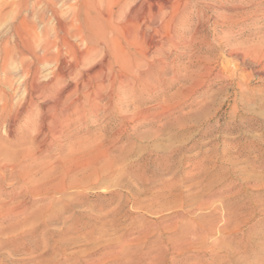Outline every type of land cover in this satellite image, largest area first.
Masks as SVG:
<instances>
[{
  "label": "rangeland",
  "instance_id": "rangeland-1",
  "mask_svg": "<svg viewBox=\"0 0 264 264\" xmlns=\"http://www.w3.org/2000/svg\"><path fill=\"white\" fill-rule=\"evenodd\" d=\"M37 1L0 0V139L11 143L0 159L7 167L0 171V264H264V0H244L247 16L230 28L212 13L238 0H174L173 42L197 38L142 61L159 58L157 70L168 69L163 78H176L167 89L159 75L155 98L132 88L133 79L111 100L94 85L98 79L84 84L87 73L113 67L115 54L104 59L103 50L59 79L50 73L69 58L47 47L49 60L37 67L42 110L35 103L26 114L25 65L1 55L11 41L6 29L25 16L37 33L50 27L46 38L54 42L51 13L67 18L73 4L60 0L56 9L52 0ZM227 37L259 54L237 68L238 60L225 58L237 73L215 79L221 50L208 51L202 41ZM204 67L209 73L201 78ZM89 90L100 94L83 97ZM163 103L171 107L164 117L122 118Z\"/></svg>",
  "mask_w": 264,
  "mask_h": 264
},
{
  "label": "bare ground",
  "instance_id": "bare-ground-1",
  "mask_svg": "<svg viewBox=\"0 0 264 264\" xmlns=\"http://www.w3.org/2000/svg\"><path fill=\"white\" fill-rule=\"evenodd\" d=\"M64 1H66V0H64ZM71 1L73 2L72 6L70 7L71 10L69 9L71 13H70V16H68L67 18L63 17L60 14V12H58L56 10H55V12L53 11L51 13L52 14L51 16L53 17V19L55 21V27L53 30L54 32L52 31L53 35H54V39H55L54 42L48 40L49 38L48 39L46 38L47 37V29H49L50 27L48 28L47 26H45L47 29L44 28L46 30L45 32H44V29H42L43 34H41L40 32L37 33L36 29H39V28H36L33 25L27 26L28 24L26 25V23H25V18H24L25 16L22 18V20L20 22H18L16 24L13 23L12 26L10 25L11 27L6 29V31H8V33L12 34L11 35V41H10V45H5V43H3L4 45H2V46L4 48L1 49L2 50L1 55H3L2 57H4L3 60H6L11 56L19 57L21 60L20 66L25 65V67H24L25 71L23 70L24 74L21 75V76H23V79H22V77H21V79L23 81L25 80V84L28 83L30 93L27 94L28 101L26 103L27 105L25 104L26 107L25 108L22 107L21 110L23 112H25L26 114H28V111H29L26 108L28 107L31 110L32 109L31 106L32 105L34 106L35 103H37L38 109L40 107H42L40 105L41 104L40 101L43 98H42L41 91L39 89V87H41V84L39 86L37 82L40 79L39 78L40 77V73H39L40 67L39 66L42 67V65L46 64L47 61L49 60V59H47V55L49 54V51L51 49L49 50V48L47 49V47L55 48L56 50L54 51V54L56 52L57 53L56 55L58 56V58L60 57L62 52H64L63 55H65L66 57L69 58V60L67 59L68 64H66L65 62L61 63V66L59 68H57L56 70H54L55 69L54 68L51 71V73L49 72L51 75L56 74V77L59 79H61V77H63V75H64L63 72H66V70L68 72H72V74H73L74 72L76 73V71L79 68H81L83 65H85V63H88V64L91 63L88 61L91 60V58L98 53V50H103L102 55L103 56L105 55L104 59L108 57V54L110 52H112V54H115L114 55L115 61L112 62L113 63L112 66L116 70H113V67L110 66V68L107 72L108 75H106L107 73L105 74L103 72V66L99 68L98 65L95 64L98 68H96V67H94V68H96L98 70L93 71L92 77H90V76L88 77L87 76L88 73H87L86 74L87 78H86L85 83H84L86 85H89V84L91 85L92 79H94V80L98 79L97 83L94 85L99 86L100 89H107L109 92L108 97H110V100H111V98L113 97V92H114L115 88L119 87L124 82V80H126V79L127 80L133 79L134 82L132 83V88H134L135 90H137V91H149V93L154 98L157 97V94H158L157 88H156V86H154L153 83L155 80H157V77L159 75L162 76V78H163L164 75L167 74L168 69H167L165 64H162L163 65L162 70H160V71L157 70L156 67H157V64L159 63V61H158L159 58H158V60L155 59V60H152L151 62H146V63H143L142 61L144 59H146V57L148 55L157 53L159 51V49L164 45L174 46L177 48L179 46L183 47V45L189 46L190 45L189 43L196 42L197 37H195L193 35L192 36L190 35L191 37L189 36L190 38L188 37V40L185 39V36L181 35L180 42H175V43L173 42V37L175 35V32H173L172 28H171L173 16H171L170 7L172 6L171 10L174 9L173 8L174 0H71ZM36 2L39 3L37 0H36ZM49 3L50 4L52 3V5H51L52 7H56V5L60 4L61 1L60 0H52ZM249 3H250L249 1L245 2L244 0H238L233 5L225 6L226 12L225 11L219 12V11L215 10V9H217V8H215L214 9L215 11L212 13V14H215V16H216V19H214L215 22L218 25H222V26H225V25H228V26L232 25L233 26V25H237V24L240 25L241 23H243L242 21H243L244 17L247 16V13L245 12L244 9H245V6H247ZM62 5L63 4H61V6ZM27 6H28V4H27ZM45 6H46V4H45ZM33 7H35V6H33ZM177 7H178V4H177ZM114 8H115V11H113ZM213 8H214V6H213ZM222 8H224V6ZM56 9H57V7H56ZM49 12H50V10H49ZM32 13H34L33 14V16H34L36 12L32 11ZM44 13H46V12H44ZM61 13H63V12H61ZM27 14H25V15H27ZM36 15H39V14H36ZM174 15H175V12H174ZM37 17H35V18H37ZM11 19L13 20L14 17ZM32 20H33V17H32ZM43 21L39 20L38 23L42 22V24H43ZM32 22H30V23L32 24ZM200 22H202V21L200 20ZM50 24H52V22ZM53 24H54V22H53ZM43 25H42V28H43ZM203 25H205V24H203ZM50 26H53V25H50ZM234 27H236V26H234ZM199 28H201V27H199ZM229 28H230V26H229ZM52 29L53 28L51 27V30ZM240 33L241 34H239V33H237V34L243 35V32H240ZM194 34H195V32H194ZM212 36L213 35H211V37ZM201 41L202 40H200V42H198V43H201ZM202 43L205 44L206 46H208V51H212L214 48L221 50L220 55L219 56L216 55L218 57L215 58V63L216 62L219 63V69L217 70V73L214 76L215 79L216 78L222 79L223 77L228 78V76H224V75H226V74L229 75V73H231V75H232V74H234V72L237 73V71H234V69H233V71H230V66H229L230 62H224L225 58H232L234 60H238L239 63L236 66H234L235 68H237V66L238 67H245L249 64H254L255 63L254 61H257V60H255V58L259 54L257 47H254L255 45L251 46L247 42H245V43L244 42H242V43L238 42L239 44H234L233 41L231 39H229V37L217 38L211 42H209L208 40H205V41H202ZM58 58H56V61ZM94 60L96 62V59H94ZM190 60H191V58H190ZM205 60L207 61V58ZM200 61L202 62L203 60H199V62ZM234 62H236V61H234ZM10 64H12V63H10ZM100 64H101V62H100ZM1 65H0V67H1ZM5 65L3 66L4 67L3 69H5L6 67L8 68V66H9L8 63H7L6 67H5ZM53 65H51V66H53ZM205 65H208V64H205ZM131 66H133V67L131 68ZM37 67H39V69ZM43 67L45 68V66H43ZM46 68L49 71L47 65H46ZM83 69L81 71H83ZM88 70L90 72L91 68H88ZM105 70H107V69H105ZM231 70H232V68H231ZM127 71H129V72H127ZM189 72L187 75H189ZM203 73L207 74V73H209V70L205 69V67H204L202 74H200L201 78L203 76ZM44 75H42L41 77H44ZM46 75H48V74H46ZM46 75H45V77H46ZM205 76H207V75H205ZM50 77H52V76H50ZM192 77H195V76H192ZM83 78L84 77H81V79H83ZM163 79L167 83L166 84L164 83L165 85L164 84H160V85H163V87L167 88V89H168V87H170L172 81L176 80V78H174V77L170 78V79L169 78L168 79L163 78ZM48 80H49V78H48ZM190 80H191V78H190ZM77 81H79V79ZM199 82H200V79H199ZM43 84H45V81L43 82ZM47 84H48V82H47ZM49 84H51V83H49ZM12 86H14V85H12ZM194 86L200 87L198 83H195ZM66 87H67V85H66ZM62 88H64V86H62ZM74 88H76V86ZM96 88H98V87H96ZM9 89H10V87H9ZM195 89L196 88H194V90ZM11 90H13V89H11ZM13 92H14V90H13ZM14 93H13V95L16 94V93L15 94ZM86 93H83V97H90V95H95V94L97 97V95L100 94L99 91H96V90H94V91L89 90ZM13 95H12V98H13ZM23 95H26V94L23 93ZM117 98H118V96H117ZM79 103H81V102H79ZM20 104H18V105H20ZM44 105H45V103H44ZM14 106H16V105H14ZM84 106H85V104H84ZM168 106H169L168 103L167 104L163 103V104L156 105L155 107L152 106V107H154V109L151 107L152 109H150V110L149 109L142 110V111H136L135 110L136 112L134 114H132L130 117L128 115H127L128 117L125 115L126 117L122 116V118L124 117L123 119L126 122H129V121H138V120L143 119V118H150L151 116L164 117V116L168 115L169 109L171 108V107L168 108ZM51 107H49V108H51ZM63 108H65V107H63ZM38 109H36V110H38ZM40 110H42V108H40ZM63 110H65V109H63ZM153 111H155V112H153ZM118 113H119V111H118ZM17 114H19V112ZM52 114L53 113H51V115ZM17 119H18V117L16 116L14 122H16ZM37 119H38V117H37ZM35 127H39V126H35ZM9 138H10V136H9ZM3 144H6V143L4 142V140L0 139V159L5 160V156H6V154H8V149L6 147L11 146V143L8 142L6 145H3ZM18 155L21 159L26 158L25 156L20 155V153ZM8 162L11 163L12 161L9 160V161H7V163ZM5 164H3V163L0 164V171L1 172L5 171V169L7 168ZM14 168H15V166L14 167L10 166L9 171H13Z\"/></svg>",
  "mask_w": 264,
  "mask_h": 264
}]
</instances>
